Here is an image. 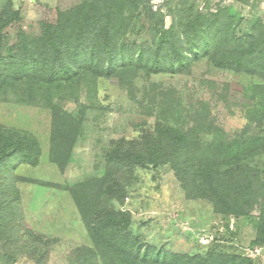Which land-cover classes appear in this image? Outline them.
<instances>
[{
	"label": "rangeland",
	"instance_id": "1",
	"mask_svg": "<svg viewBox=\"0 0 264 264\" xmlns=\"http://www.w3.org/2000/svg\"><path fill=\"white\" fill-rule=\"evenodd\" d=\"M84 3L93 0H0V14L11 7L8 14L18 15L5 26L0 23V58L7 64L34 50L30 42L42 32L38 5L65 12ZM116 5L132 18L125 37L131 42H148L162 22L179 35L192 20L228 25L239 37L264 26V0H138L139 9ZM150 11L155 20L148 18ZM121 36L114 54L124 40ZM191 64L184 73L120 67L109 78L85 74L73 83L52 85L23 74L5 87L0 93V126L35 137L41 156L37 166L16 158L0 165V233L7 234L0 235V264H79L88 250L101 255L77 196L84 184L102 187L100 191L111 183L116 197L110 208L130 218L125 231L138 240L143 255L215 253L220 264L235 257L236 264H264V246L251 245L264 234L262 197H255L257 202L246 205L241 215L225 213L207 199L191 198L170 165H110L106 160L109 151L128 150L132 141L142 142L146 132L162 123L185 133L203 159H237L251 165V174L264 175V80L218 68L209 58ZM54 107L77 118L78 134L65 169L51 160ZM97 195L88 200L91 214L104 203ZM11 226L15 234L30 230L36 236L14 244L8 237ZM37 238L41 240L34 243ZM19 245L34 250V257L13 260Z\"/></svg>",
	"mask_w": 264,
	"mask_h": 264
},
{
	"label": "trees",
	"instance_id": "2",
	"mask_svg": "<svg viewBox=\"0 0 264 264\" xmlns=\"http://www.w3.org/2000/svg\"><path fill=\"white\" fill-rule=\"evenodd\" d=\"M118 2L139 9L138 0H93V3H84L65 12L38 5L41 37L30 42L34 50L24 58L16 57L7 64L0 58V93L12 80L23 78V74L39 83L51 85L73 83L85 74L109 78L120 67L151 74H177L187 72L193 61L204 58H209L218 68L247 73L264 80V26H258L254 34L239 37L228 25L214 22L205 26L199 20H192L185 25L183 35H179L172 27L165 29L162 22V27L153 32L148 42H131L125 37L132 18H126L124 10L119 11ZM10 9L0 14V23L4 26L18 19L17 14H8ZM149 17L155 20L156 15L150 11ZM121 32L124 40L118 53L114 54L118 39L122 37ZM3 38L0 34V52ZM72 47L74 50H71ZM70 52L72 55H68ZM258 55L263 57L257 60ZM53 113L51 160L65 169L78 134L77 118L57 107H54ZM142 139V142L132 141L126 151L114 148L107 153L106 160L110 165L126 161L143 166L170 165L191 198L207 199L217 211L241 215L246 205L253 206L257 202L255 197H262L264 201V175L251 174L248 163L237 159H203L192 148L185 133L162 123H158L154 131L146 132ZM261 155L264 157V153ZM40 156L41 147L35 137L0 126V165L4 162L7 165L12 158H16L21 164L37 166ZM243 170H248L249 174H244ZM254 177L258 178L254 180ZM113 186L114 183L107 184L104 190L99 191L102 187L84 184L79 190L78 206L92 239L103 249L99 255L102 258L95 251L88 250L79 264H116L113 258L119 260V264H220L221 257L215 253L207 257L180 254L162 257L153 252L143 255L138 240L125 231L130 225V218H123L110 208V201L116 197ZM95 195L103 197L104 203L97 205L91 214L88 209L93 205L88 200ZM121 195H125L124 189ZM262 221L264 218H261ZM15 228H7L8 237L14 244L27 235L36 236L30 230L15 234ZM2 234L6 233H0L5 236ZM39 240L37 238L34 243ZM251 245L264 246V234ZM34 252L25 245H19L14 247L12 259L20 255L34 257ZM236 261L235 257L229 264H236ZM243 261L249 262L248 259Z\"/></svg>",
	"mask_w": 264,
	"mask_h": 264
}]
</instances>
